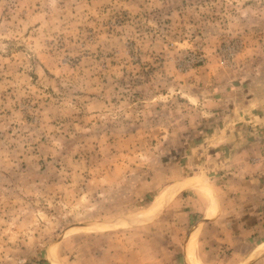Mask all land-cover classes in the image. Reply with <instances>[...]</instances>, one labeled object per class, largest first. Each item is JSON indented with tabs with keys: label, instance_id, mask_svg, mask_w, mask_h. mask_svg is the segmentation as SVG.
<instances>
[{
	"label": "rangeland",
	"instance_id": "rangeland-1",
	"mask_svg": "<svg viewBox=\"0 0 264 264\" xmlns=\"http://www.w3.org/2000/svg\"><path fill=\"white\" fill-rule=\"evenodd\" d=\"M258 183L264 0H0V264H264Z\"/></svg>",
	"mask_w": 264,
	"mask_h": 264
},
{
	"label": "crops",
	"instance_id": "crops-1",
	"mask_svg": "<svg viewBox=\"0 0 264 264\" xmlns=\"http://www.w3.org/2000/svg\"><path fill=\"white\" fill-rule=\"evenodd\" d=\"M253 173H254V171H253ZM250 174H252V172L250 173ZM249 174V175H250ZM252 181V180H251ZM257 190H258V193L260 194V195H263L264 196V183L263 184H261V186H260V184L258 183V187H257ZM255 192V191H254ZM220 203H221V199H220V201H219ZM259 207H261V209L263 210V214L259 217V219H260V221H261V223L263 224V226H264V202H262L261 203V205L259 206ZM226 209H225V207H223L222 205L220 206L219 205V209H218V212L217 213H215V214H213L212 216V219L213 220H211V219H206V220H202L201 221V226H200V230H201V232H204L203 230H206L207 228V226L209 225V223H212V224H214V225H216V227L219 225H221L222 226V223H223V225L225 226L224 227V229L227 227V226H234L233 224H234V220H233V216L231 215H229V213L227 212L226 213V211H225ZM206 216V215H205ZM205 216H203L202 215V217H205ZM206 218V217H205ZM257 220V219H256ZM243 224H246V222H242ZM221 235V236H220ZM224 235V234H223ZM235 235V234H234ZM226 238H227V240L231 243V239H235V237L236 236H232V234L230 233V234H225L224 235ZM191 237H193V235H192V233H190L189 234V236H188V241H187V247H185V249H184V253L186 254V249H188V245H190V241H191ZM216 239V246L217 247H221L223 244H224V242H223V240H222V233H221V231H220V233H219V235H217V237L215 238ZM199 240H200V238H198V242H197V249H199V248H201V243L199 242ZM229 243V244H230ZM231 245V244H230ZM200 246V247H199ZM226 247H228V245H226ZM229 248H230V246H229ZM228 248V249H229ZM203 253V252H202ZM185 254H184V256H185ZM206 255H207V252L205 253ZM209 255V254H208ZM212 255V254H211ZM210 255V256H211ZM194 256V255H193ZM205 256V255H204ZM199 261H200V258H199ZM203 262L204 261H202L201 263L203 264Z\"/></svg>",
	"mask_w": 264,
	"mask_h": 264
},
{
	"label": "bare ground",
	"instance_id": "bare-ground-1",
	"mask_svg": "<svg viewBox=\"0 0 264 264\" xmlns=\"http://www.w3.org/2000/svg\"><path fill=\"white\" fill-rule=\"evenodd\" d=\"M196 185V184H195ZM193 187H195V186H193ZM199 191L200 192H202V194H203V196L208 200V199H210V197H209V193H208V191H207V189L206 188H204V187H200L199 186ZM163 194V193H162ZM159 195V194H158ZM156 199V198H155ZM156 201V200H155ZM157 201H158V199H157ZM160 201V200H159ZM208 202V201H207ZM157 203V202H156ZM209 203V202H208ZM210 204V203H209ZM155 205V204H154ZM153 205V206H154ZM211 205V204H210ZM214 205V204H213ZM152 206V207H153ZM209 206V205H208ZM151 207V208H152ZM155 207V206H154ZM212 207L213 206H211V208H210V210L208 211V212H210L211 213V211H212ZM148 208V207H147ZM157 208H158V204H157ZM154 212V211H153ZM208 215H210V214H208ZM126 216V215H125ZM131 216V215H130ZM139 216V215H138ZM133 217V216H132ZM131 217V218H132ZM151 217V216H150ZM128 218V217H127ZM137 218V217H136ZM136 218L134 217L133 219H135L136 220ZM143 219H144V217H143ZM149 219V218H148ZM126 220V219H125ZM128 220V219H127ZM122 221V220H121ZM131 221V220H130ZM119 222V221H118ZM130 223V222H129ZM133 223V221H131V224ZM195 237V236H194ZM192 239H191V241H190V245H189V247H188V249H186V256H187V259L189 260V261H191V263L192 264H199L198 263V261L195 259V257L193 256V244H195L194 243V238L193 237H191ZM197 255V254H196ZM199 260V259H198ZM239 264V263H238Z\"/></svg>",
	"mask_w": 264,
	"mask_h": 264
}]
</instances>
